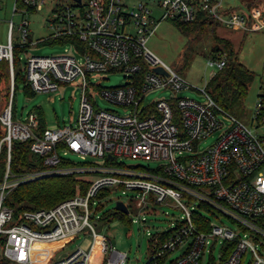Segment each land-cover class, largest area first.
<instances>
[{
    "label": "built area",
    "instance_id": "built-area-1",
    "mask_svg": "<svg viewBox=\"0 0 264 264\" xmlns=\"http://www.w3.org/2000/svg\"><path fill=\"white\" fill-rule=\"evenodd\" d=\"M55 4L48 24L46 40L67 38L69 45L60 54L29 55L23 62L26 84L32 92L54 91L59 83L80 79L82 90L79 113L73 126L41 128L36 112L22 121H13L14 49L25 47L28 21L19 24L23 43H0V60L9 65L10 102L0 115V157L5 168L0 179V255L13 264H90L95 243L100 245V264H126L125 252L108 248L106 239L96 231L92 218L98 217L94 198L102 189L133 192L138 221L159 207L178 209L169 226L154 233L167 236L154 244V252L145 264H202L205 255L213 260L212 249L218 241L219 264H264V119L258 116L255 127L228 116L203 89L199 102L177 93L191 85L164 64L147 46L160 21L193 23L205 16L226 28L257 31L264 28L261 8L245 5L227 6L223 0H70ZM45 0H22L12 12L42 8ZM39 42V41H36ZM224 54L208 58V65L218 70L225 65ZM161 67L163 72L155 68ZM123 72V85L102 88V97L126 108V112L101 109L87 93L91 74ZM212 77V76H211ZM163 88L167 98L145 104L147 93ZM230 117L228 123L221 115ZM28 142L31 154L40 156L43 171L17 174L10 168L12 144ZM68 154L80 160L60 166ZM102 163L86 161L87 157ZM116 157L159 165L125 164ZM69 159V158H68ZM79 174L94 176L85 193L61 200L48 208L25 210L14 216L5 203L7 194L17 185L40 176ZM108 192V193H109ZM128 214L130 205L123 200ZM116 201V202H117ZM214 215L219 223L208 219ZM166 215L167 212H165ZM221 217L230 223H225ZM134 222V220H130ZM234 226V227H232ZM90 235L87 250L54 254L67 247L73 237ZM51 245L41 251L45 260L37 263L35 244ZM209 246V247H208ZM108 252V258L104 255ZM174 252H178L171 258Z\"/></svg>",
    "mask_w": 264,
    "mask_h": 264
},
{
    "label": "rangeland",
    "instance_id": "rangeland-1",
    "mask_svg": "<svg viewBox=\"0 0 264 264\" xmlns=\"http://www.w3.org/2000/svg\"><path fill=\"white\" fill-rule=\"evenodd\" d=\"M223 2L227 6H236L240 4L241 0H223ZM67 3L70 4L72 2L70 0H45V4L40 9L30 11L17 10L14 13L12 9L15 0H0V43L7 41L10 21L12 22L10 30L12 42L16 45L23 43L18 27L23 20L29 23L27 26L28 36L24 43L25 47L18 54L20 64L15 67V74H18L20 69L22 75L24 74L22 64L27 56L32 54L43 56L60 54L69 46L66 42L63 44L50 43V40L45 39L51 33L48 24L53 18L52 9L55 4L60 6ZM263 5L264 0H258L252 7L261 8ZM210 21L211 23H205L203 30L199 33L194 32L187 36L182 33L178 22L162 20L158 23L155 32L148 37L146 46L164 64L175 70L179 76L191 85V88L180 90L177 96L203 102L205 96L199 90L204 88L208 92L211 76L219 72L217 68L208 65V58L212 54L210 52L211 49L214 46H220L216 35L230 40L234 51H237L239 61L252 71L255 77L250 83L243 101L236 102L223 110L228 116L254 130L256 123L253 117L258 94L264 93V86L260 88L261 84L264 85V28L257 31H242L226 28L216 20L210 19ZM127 77L123 72L91 74L87 80V93L91 95L98 108L115 110L119 113L126 112V108L119 107L102 97L99 90L123 85L126 83ZM26 85L25 80L16 82L12 100L13 121H22L30 112L38 111L48 128L73 126L75 124L82 93L80 79L59 83V87L54 91L32 92L26 88ZM8 86L9 80L0 84V115L10 102ZM169 95L170 91L168 89L158 88L147 93L144 101L145 104H150L155 100L167 98ZM220 115L222 116L221 119L226 123L231 120L228 116ZM262 130H264V126L261 130H254V132ZM0 133L3 135V129L0 130ZM3 156L4 153L1 155L0 161H4ZM67 158L75 162L80 161L74 154H68ZM116 160L131 165L141 164L152 169L159 165L156 160L145 161L129 157H116ZM86 161L102 163V159L91 156H88ZM93 177L84 176L81 179L88 183ZM132 193L131 191L122 193L121 189H113L102 197L94 198L93 207L99 206L96 213L99 216L93 217L92 222L96 223V231L105 237L108 248L111 247L126 253V264H145L151 254L148 249V233H154L161 228L169 226L173 221L171 215L179 216L180 211L173 207L161 206L155 213L144 214L146 221L140 222L138 221L139 213L134 210V200L128 199V196ZM117 200H123L130 205V211L126 214L125 220L119 218V216H114L115 212L120 215L114 208ZM103 214H105L104 218L99 219ZM204 215L212 222L219 223L214 215L207 212ZM141 216L139 215L140 218ZM221 218L225 223H230L226 218ZM131 219L134 222H130ZM91 241L92 237L90 235H77L72 238L66 248L55 253L54 257L63 252L73 251L77 246L87 250ZM220 245L221 242L218 241L212 249L213 260L209 262L208 255H205L202 264H219ZM177 254L178 252H174L171 258ZM104 256L107 259L108 252ZM98 264L100 263L98 262Z\"/></svg>",
    "mask_w": 264,
    "mask_h": 264
},
{
    "label": "trees",
    "instance_id": "trees-1",
    "mask_svg": "<svg viewBox=\"0 0 264 264\" xmlns=\"http://www.w3.org/2000/svg\"><path fill=\"white\" fill-rule=\"evenodd\" d=\"M258 0H241V4L247 8L252 7ZM18 7L22 6V0H15ZM240 6L236 5V7ZM262 17H264V5L261 7ZM180 24V29L183 34L189 36L191 33H199L203 30L205 23H211L208 17L202 16L193 23H186L181 21H175ZM217 42L220 46H214L211 49V56H216L217 53L224 54L225 65L219 69L217 74L212 75L209 83L208 94L210 97L225 110V108L232 106L236 102L243 101L245 98L248 87L253 81L255 75L247 67H245L237 57V51H234L232 42L228 39H224L216 35ZM49 41V40H48ZM67 41V38H54L50 39L51 42H57L63 44ZM21 49H14L13 52V68L20 64V57L18 56ZM9 80L10 74L8 62L4 59L0 60V84ZM25 80L24 75L21 73V69L18 74L14 72V88H16V82ZM264 85H260L263 88ZM9 88V86H8ZM28 90L29 87L26 85ZM258 100H260L261 107L258 113L260 118L264 119V93L258 94ZM39 117L40 127L45 128L46 125L43 122L41 115L36 112ZM28 142H14L12 144L10 168L12 173L26 174L32 172L43 171L46 167L43 165V159L40 156L31 154ZM75 162L66 158L60 166L74 164ZM5 168V162L0 161V179L2 177ZM79 174H53L47 176H40L33 180L25 181L16 187H14L6 196L5 203L11 206L14 210V216L18 217L20 213L25 210H34L39 208H48L61 200L67 199L76 193H85L88 188V183L81 179ZM109 189L105 188L98 192L95 196L102 197L108 194ZM98 209L99 206L97 205ZM105 214L99 219L104 218ZM114 216H119L121 219H126V215L120 213H114ZM167 233H160L149 238L148 249L151 253L154 252V244L156 241L161 242ZM101 253L97 255L91 264H98ZM0 264H13L0 255ZM158 264H162V260Z\"/></svg>",
    "mask_w": 264,
    "mask_h": 264
},
{
    "label": "bare ground",
    "instance_id": "bare-ground-1",
    "mask_svg": "<svg viewBox=\"0 0 264 264\" xmlns=\"http://www.w3.org/2000/svg\"><path fill=\"white\" fill-rule=\"evenodd\" d=\"M34 246H35V250H37L36 251L37 255L35 256L37 263L44 261L45 257L42 258L43 256H40V253H41V251L48 250L51 245L36 243ZM99 253H101L100 252V245H99V243H95L90 264L94 261V259L97 257V255Z\"/></svg>",
    "mask_w": 264,
    "mask_h": 264
},
{
    "label": "water",
    "instance_id": "water-1",
    "mask_svg": "<svg viewBox=\"0 0 264 264\" xmlns=\"http://www.w3.org/2000/svg\"><path fill=\"white\" fill-rule=\"evenodd\" d=\"M75 1H76V2H79V0H75ZM155 70L158 71V72H163V70H162L161 67H157V68H155ZM114 208L117 209V210L122 211L123 213H127V208H126V206L123 204V202H121V201H117V202L115 203V207H114Z\"/></svg>",
    "mask_w": 264,
    "mask_h": 264
}]
</instances>
